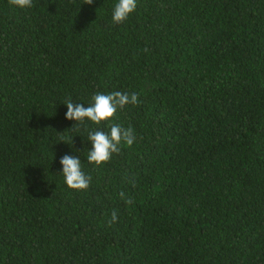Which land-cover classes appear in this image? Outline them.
<instances>
[{"label": "trees", "instance_id": "obj_1", "mask_svg": "<svg viewBox=\"0 0 264 264\" xmlns=\"http://www.w3.org/2000/svg\"><path fill=\"white\" fill-rule=\"evenodd\" d=\"M115 2L0 0V264H264V0ZM114 91L88 127L136 139L95 166L64 103Z\"/></svg>", "mask_w": 264, "mask_h": 264}, {"label": "clouds", "instance_id": "obj_2", "mask_svg": "<svg viewBox=\"0 0 264 264\" xmlns=\"http://www.w3.org/2000/svg\"><path fill=\"white\" fill-rule=\"evenodd\" d=\"M10 5L18 9H29L33 6V0H9ZM93 0H88L91 5ZM138 7V0H116L112 5V22L122 24L128 20ZM139 103L136 93L114 91L111 93H96L92 97L91 103L87 106L83 103H74L71 100L65 101L67 108L65 119L75 121L85 126L87 132L88 151L86 160L95 166H101L110 161L114 154L121 151V145L132 146L135 142L134 130L131 127L125 128L119 123H111L108 131L101 130L99 127L90 129L88 122L99 126L103 121H111L119 109L131 104ZM72 126V127H73ZM61 142H65L61 140ZM68 144V143H67ZM75 151L78 153L80 150ZM60 173L64 178V183L70 189L84 191L87 190L92 182V177L86 174L82 168L81 157L76 155L64 154L60 157ZM121 198H125V193H120ZM127 203L133 201L127 198ZM117 222V213L113 211L109 224Z\"/></svg>", "mask_w": 264, "mask_h": 264}]
</instances>
